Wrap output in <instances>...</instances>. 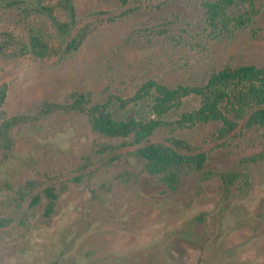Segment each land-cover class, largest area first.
Returning a JSON list of instances; mask_svg holds the SVG:
<instances>
[{"label":"rangeland","instance_id":"1","mask_svg":"<svg viewBox=\"0 0 264 264\" xmlns=\"http://www.w3.org/2000/svg\"><path fill=\"white\" fill-rule=\"evenodd\" d=\"M216 1L71 0L73 22L61 0L0 1V123L28 120L0 149V264H264V125L221 137L218 121L176 123L197 96L158 117L152 96L136 94L148 80L204 85L226 64L264 66V0H231L228 13L244 19L214 23L206 5ZM32 36L47 56L33 53ZM80 95L117 120L160 119L149 139H184L204 166L172 190L82 111L40 114ZM49 186L58 197L46 216Z\"/></svg>","mask_w":264,"mask_h":264},{"label":"trees","instance_id":"2","mask_svg":"<svg viewBox=\"0 0 264 264\" xmlns=\"http://www.w3.org/2000/svg\"><path fill=\"white\" fill-rule=\"evenodd\" d=\"M2 1V0H0ZM125 3L126 0H120ZM231 0H219L207 3V14L214 23L230 20L241 21L242 14L230 15L227 5ZM61 5L69 12L71 19L74 17V9L71 0H61ZM43 8H48L43 6ZM51 11L50 8H48ZM73 22V19L71 20ZM70 22H59L61 32H67ZM79 32L68 44L67 49L73 50L78 47L82 39ZM38 57L48 55V45L42 42L40 37H31V48ZM151 91L154 93L151 94ZM6 94L5 86L0 88V105ZM137 96L150 95L153 98V112L161 116L171 108H178L185 97L195 95L199 98V106L191 111L183 112L176 123L196 124L206 123L210 120L221 123L218 135L225 137L238 126L251 127L264 125V66L244 64L233 67L224 65L214 71L204 85H177L167 86L155 80H148L141 85ZM86 99L77 97L70 105H57L45 103L40 114L47 113L52 108L63 110L77 109L82 111L91 128L100 135L119 138L122 137V145L134 146L133 154L142 160L144 170L157 176L162 183L174 190L182 175L199 172L206 162V154L199 148L184 139L168 137L162 141H152L149 136L162 124L158 118L150 121H142L135 118L117 120L107 111L106 104L85 106ZM39 118V117H37ZM36 118V119H37ZM20 121H28L25 116L16 115L5 117L0 123V149L4 153L9 151L12 145L10 129ZM132 137L131 143L125 138ZM224 176V175H223ZM230 180V175H225ZM227 180H225L227 182ZM53 186L45 189L47 202L44 213L46 216L53 211L55 200L58 197ZM40 200L39 194H35L31 203L36 204Z\"/></svg>","mask_w":264,"mask_h":264}]
</instances>
